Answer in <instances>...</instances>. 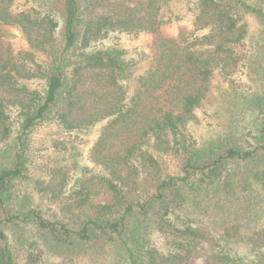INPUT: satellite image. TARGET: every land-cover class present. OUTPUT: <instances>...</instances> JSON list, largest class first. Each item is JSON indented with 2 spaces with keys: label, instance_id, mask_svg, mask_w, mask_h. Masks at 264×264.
Returning <instances> with one entry per match:
<instances>
[{
  "label": "trees",
  "instance_id": "trees-1",
  "mask_svg": "<svg viewBox=\"0 0 264 264\" xmlns=\"http://www.w3.org/2000/svg\"><path fill=\"white\" fill-rule=\"evenodd\" d=\"M85 1L41 10L0 0V264L103 257L191 264L202 254L210 264H264V226L245 233L228 224L210 238L183 210L187 190L239 185L264 193V0H197L189 24L174 34L165 31L174 22L173 0ZM248 18L259 27L257 41L250 42ZM142 35L151 36L150 63L134 77L126 50L105 42ZM218 81L248 89L253 135L246 148L203 146L191 131ZM95 127L73 184L48 186L42 195L60 199L62 216L13 213L32 151L45 144L67 151ZM29 222L31 240L11 238L8 225Z\"/></svg>",
  "mask_w": 264,
  "mask_h": 264
},
{
  "label": "rangeland",
  "instance_id": "rangeland-1",
  "mask_svg": "<svg viewBox=\"0 0 264 264\" xmlns=\"http://www.w3.org/2000/svg\"><path fill=\"white\" fill-rule=\"evenodd\" d=\"M61 0H18L17 8L29 7L48 9L61 6ZM135 5L143 0H125ZM197 0H173L169 11L173 13L174 22L166 27L168 34H174L180 25H188L191 20L190 7ZM86 1L83 0V4ZM48 7V8H47ZM249 17V16H248ZM247 18V17H246ZM251 40H259V27L253 19L248 18ZM16 34L15 41L23 45L21 34L13 29ZM150 35H142L133 40L126 37L107 40L105 44L115 45L126 50L124 57L133 63V75L143 73L150 63ZM214 87L206 104L198 111L199 122L192 126L191 131L200 145L210 142H225L226 144H241L248 147V140L252 138L251 122L253 113L245 106L247 88L235 89L227 87L222 82ZM242 84V83H240ZM242 91V92H241ZM235 92V93H234ZM244 94V95H243ZM156 103V102H155ZM99 127H95L88 135L77 139L75 142H67L69 149L58 148L45 144L35 148L27 161L24 176L18 181L13 193L9 208L13 213H20L29 208L40 210L46 218L57 219L62 216L60 199H49L42 195L46 194V187L56 186V191H64L73 184L78 168L86 163L88 150L97 139ZM256 188L243 190L241 186L227 188L213 186L204 193L186 192L184 216L191 223L200 225L210 238L218 236L223 227L231 224H241L245 233L252 232L264 226V193ZM34 224L24 223L19 227L11 224L6 227L11 238L23 234L25 239L31 240ZM208 237V239L210 240ZM154 243L163 247L160 235L153 236ZM58 259V258H57ZM56 258L51 263H56ZM58 263V262H57ZM84 264H110L107 258H86ZM191 264H210L206 255L194 259Z\"/></svg>",
  "mask_w": 264,
  "mask_h": 264
}]
</instances>
